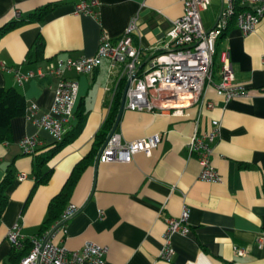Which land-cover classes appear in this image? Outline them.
<instances>
[{
  "label": "crops",
  "instance_id": "crops-1",
  "mask_svg": "<svg viewBox=\"0 0 264 264\" xmlns=\"http://www.w3.org/2000/svg\"><path fill=\"white\" fill-rule=\"evenodd\" d=\"M225 0H211L202 11L205 28H211ZM264 2V0H262ZM77 0H0V30L8 23L27 19L39 7L51 5L40 21L26 22L0 36V87H14L25 97L33 117L49 112L57 79L46 72L57 57L92 56L106 33L113 41L138 18L132 42L145 54L160 50L182 14L179 0H99L97 15L74 12ZM17 12V15H16ZM41 36L44 47L38 60L27 53ZM228 49L234 81L244 86L247 97L225 102L213 86L205 99L211 109L196 106L157 111L123 110L117 132L123 141L161 133L150 155L136 153L127 162L93 160L70 198L78 211L64 231L52 241L70 250L93 242L108 248L105 264H264V13L253 32L243 35L233 23L216 44L214 81L219 80V54ZM34 76L18 83L15 72ZM64 77L78 82L76 111L83 104L87 114L77 138L49 162L50 180L35 185L34 155L23 154V137L37 139L35 154L55 142L52 135L25 118L10 121V139L0 143V181L8 166L14 175L7 187L8 202L0 218V264L11 250L7 231L19 224L20 233L34 236L46 217L47 204L62 187L74 164L90 149L93 136L111 106L116 85L108 73V61L89 74L67 70ZM220 120L211 162L219 182L198 178L200 164L190 155L187 143L195 128L199 132ZM243 165V167H242ZM25 177L18 179V174ZM190 210L186 235L174 234V255L166 261L159 251L166 218L179 216L183 205ZM244 249L237 256L234 248Z\"/></svg>",
  "mask_w": 264,
  "mask_h": 264
},
{
  "label": "built area",
  "instance_id": "built-area-1",
  "mask_svg": "<svg viewBox=\"0 0 264 264\" xmlns=\"http://www.w3.org/2000/svg\"><path fill=\"white\" fill-rule=\"evenodd\" d=\"M182 4V14L173 21L172 29L167 33V39L162 48L145 54L139 46L132 42V35L137 31L138 18L132 17L124 32L116 40L102 33L98 40L96 52L92 56L78 58L57 57L46 66V72L56 77L54 99L49 112L39 117H33V108H26L25 118L36 126L47 130L55 141L76 122V105L78 97V82L64 77L67 70H75L79 74H89L103 60L108 61V73L111 81L117 85L121 79L128 82L125 92L124 108L131 111L162 112L174 109L176 114L180 109L196 106L199 109H211L213 101L205 99V91L213 86L218 96L225 102L239 97H247L244 86L234 81L228 49L219 54V80L214 81L216 44L228 27L229 20L235 13L234 0H225L218 18L211 28H205L201 13L210 5L211 0H179ZM241 5L247 9L235 15L234 24L243 35L254 31L264 13L262 0H241ZM99 0H77L75 13L96 16ZM17 15V12H16ZM6 69L4 63L0 64ZM34 76L15 72L18 83ZM126 85V84H125ZM221 123L212 119L207 130L199 132L194 129L187 143L190 155H195L200 171L198 178L210 182H219L221 176L211 162L213 144L219 136ZM162 139L161 133H155L137 139L123 141L120 133L112 132L97 155L98 162H127L136 153L150 155ZM23 154L33 155L37 139L34 136L23 137L20 141ZM96 157V158H97ZM23 173L18 179H23ZM78 211V207L68 202L58 220L42 235L24 236L20 233L19 224H15L6 233V239L11 246H20L25 239L31 241V249L19 264H105L108 252L106 246L86 242L80 249L70 250L55 244L51 239L59 231H64L66 222ZM189 207L183 205L179 216L166 218V230L159 251V258L169 261L174 255L171 237L178 233L186 235ZM237 256L245 254L244 249L234 248Z\"/></svg>",
  "mask_w": 264,
  "mask_h": 264
},
{
  "label": "trees",
  "instance_id": "trees-1",
  "mask_svg": "<svg viewBox=\"0 0 264 264\" xmlns=\"http://www.w3.org/2000/svg\"><path fill=\"white\" fill-rule=\"evenodd\" d=\"M240 1L241 0H234L235 13L229 20L228 27L234 23L235 15L237 13L248 8V6L241 5ZM51 9V5L42 6L30 13L27 19H18L8 23L0 30V36L26 22L42 20L43 16ZM43 47L44 41L41 36H38L30 51L27 53L28 59L30 60L34 57L35 60H38ZM125 84V79H121L116 85L108 114L94 134L89 151L74 164L60 190L50 198L47 204L46 217L40 224L36 235H42L58 220L63 209L70 201L82 174L91 165L93 160L96 159L99 151L105 144L108 135L114 129ZM26 108L25 97L19 90L14 87H0V143L10 139V121L14 117L23 116L26 112ZM86 114L87 112L83 107V104H80L76 111V122L64 134L63 138L59 141H55L49 149L43 153L35 154L36 151H34L32 173L34 175L35 185H44L48 183L53 172V169L47 166L48 162L62 148L77 138L83 128ZM117 127L118 124L114 131L117 130ZM13 178L14 175L11 171V167L8 166L5 175L0 181V218L8 202L6 189L12 183ZM30 249L31 241L29 239H25L20 246H12L4 264H19L20 260L28 254Z\"/></svg>",
  "mask_w": 264,
  "mask_h": 264
},
{
  "label": "water",
  "instance_id": "water-1",
  "mask_svg": "<svg viewBox=\"0 0 264 264\" xmlns=\"http://www.w3.org/2000/svg\"><path fill=\"white\" fill-rule=\"evenodd\" d=\"M128 87V82L126 83L125 87H124V91H123V94H122V98H121V102H120V108H119V112H118V115H117V119H116V122H115V126H114V129L111 131V133L108 135V138L109 136L112 134V132H114L115 130V127L117 126V124L119 123V120H120V117H121V114L124 110V100H125V92H126V89ZM107 138V139H108ZM100 153V151H99ZM99 157V156H98ZM98 157L96 158V164H98Z\"/></svg>",
  "mask_w": 264,
  "mask_h": 264
}]
</instances>
